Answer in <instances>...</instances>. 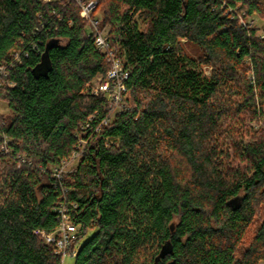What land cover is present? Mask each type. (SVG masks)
Here are the masks:
<instances>
[{
  "label": "trees",
  "instance_id": "16d2710c",
  "mask_svg": "<svg viewBox=\"0 0 264 264\" xmlns=\"http://www.w3.org/2000/svg\"><path fill=\"white\" fill-rule=\"evenodd\" d=\"M96 1L131 71L98 131L107 98L85 89L111 64L78 3L0 0V264H60L35 230L58 226L52 167L95 113L63 183L74 264H264V128L242 118H264V28L245 20L264 0Z\"/></svg>",
  "mask_w": 264,
  "mask_h": 264
},
{
  "label": "built area",
  "instance_id": "2783aa9c",
  "mask_svg": "<svg viewBox=\"0 0 264 264\" xmlns=\"http://www.w3.org/2000/svg\"><path fill=\"white\" fill-rule=\"evenodd\" d=\"M52 2L56 0H45ZM69 2L71 0H65ZM80 6V15L88 20L89 36L92 38L95 46L107 59L110 61V68L106 75L93 85H88L86 92L94 95H104L107 98L109 114L102 117L100 124L96 127L98 131L101 125H107L111 122L116 113L123 111L128 107L129 88L127 80L130 77L131 71L125 67L123 59L117 55L111 47L107 29H102L99 26V18L97 16V1L96 0H74ZM7 75V68L0 65V86L2 78ZM99 76V75H98ZM98 113L92 114L89 120L81 125V129L85 130L90 126L91 121L97 119ZM78 134V143L71 156L64 159L60 164L52 167V175L55 178V187L61 190V201L56 207V212L59 216V223L56 229L47 232L42 229H36L35 233L40 235L47 243H52L55 247V253L60 256V264H64V259L67 256H75L78 252L79 245L73 246V239L79 231L80 226L75 224L71 218V210L77 206L75 201H69L67 197V189L64 186V177L74 172L78 162L87 152L89 139L87 132ZM4 151L7 149L3 146ZM73 247V248H72ZM72 248V249H71Z\"/></svg>",
  "mask_w": 264,
  "mask_h": 264
},
{
  "label": "rangeland",
  "instance_id": "374dc122",
  "mask_svg": "<svg viewBox=\"0 0 264 264\" xmlns=\"http://www.w3.org/2000/svg\"><path fill=\"white\" fill-rule=\"evenodd\" d=\"M245 20L247 22L253 23L254 25H256L257 27L260 28V30L258 31V35H261L263 33L262 29L264 28V21L262 19H260L258 16L249 17ZM203 68L205 69L206 73H210L211 67L205 65ZM100 78H102V75L97 76L90 83V85H93L95 81L98 82L100 80ZM8 112H9V109L7 107V104L0 100V114L1 113H8ZM242 118H244V120H245L244 124L246 125L247 128L244 131H245V134L248 133L247 134L248 138L250 137V133H253L254 131H257V130L261 131L264 128V118L262 120H259V121L252 120L251 116L248 113H244ZM88 236L89 235L83 237L81 239V242L83 243L85 240H87ZM74 262H75L74 256L69 255L64 259V264H74Z\"/></svg>",
  "mask_w": 264,
  "mask_h": 264
}]
</instances>
